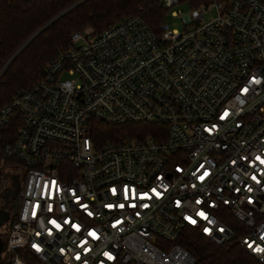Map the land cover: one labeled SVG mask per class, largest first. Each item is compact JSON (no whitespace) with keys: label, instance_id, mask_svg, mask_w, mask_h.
Segmentation results:
<instances>
[{"label":"built area","instance_id":"built-area-1","mask_svg":"<svg viewBox=\"0 0 264 264\" xmlns=\"http://www.w3.org/2000/svg\"><path fill=\"white\" fill-rule=\"evenodd\" d=\"M161 1L181 30H75L1 107L25 168L4 264H194L186 229L264 264V0ZM92 119L158 127L97 145Z\"/></svg>","mask_w":264,"mask_h":264},{"label":"trees","instance_id":"trees-1","mask_svg":"<svg viewBox=\"0 0 264 264\" xmlns=\"http://www.w3.org/2000/svg\"><path fill=\"white\" fill-rule=\"evenodd\" d=\"M166 14L161 0H0V109L43 76L46 64L69 47L73 31L89 28L98 32L133 15L159 32ZM20 123V114L13 112L0 129V141L11 143ZM155 127L158 126L108 124L92 119L88 134L101 145L125 135L155 136ZM2 168L17 170L22 163L0 154ZM3 185L0 179V193ZM179 242L194 256V264H259L236 241L215 244L194 229H186ZM27 262L39 264L31 257ZM0 264H4L1 257Z\"/></svg>","mask_w":264,"mask_h":264},{"label":"flooded vegetation","instance_id":"flooded-vegetation-1","mask_svg":"<svg viewBox=\"0 0 264 264\" xmlns=\"http://www.w3.org/2000/svg\"><path fill=\"white\" fill-rule=\"evenodd\" d=\"M0 179L3 181L4 185L2 188V191L0 193V210L6 211L7 212V221L4 222L1 226H0V237H2L3 239L5 238L7 232H8V226H9V222H10V218L12 216V214L15 211L16 205H17V201H18V197H19V191H20V187L22 184V177H12L11 174H9V171L5 168L0 169ZM11 181V183H17L16 188H14L12 190V192L10 193V196H6L5 193L6 192V187L8 185V181ZM8 194V193H7ZM6 196V197H5Z\"/></svg>","mask_w":264,"mask_h":264},{"label":"rangeland","instance_id":"rangeland-1","mask_svg":"<svg viewBox=\"0 0 264 264\" xmlns=\"http://www.w3.org/2000/svg\"><path fill=\"white\" fill-rule=\"evenodd\" d=\"M198 1L193 0V4H196ZM190 9V5L187 2H182L178 5H175L174 7L167 10L165 22L167 23L168 27L170 29H176L181 30L183 28V24L181 23L179 17L173 13V11H181L182 13H186ZM212 10V14H213ZM89 28H87L88 30ZM63 77H67V75H63ZM6 169V168H5ZM10 171L9 169H7Z\"/></svg>","mask_w":264,"mask_h":264},{"label":"water","instance_id":"water-1","mask_svg":"<svg viewBox=\"0 0 264 264\" xmlns=\"http://www.w3.org/2000/svg\"><path fill=\"white\" fill-rule=\"evenodd\" d=\"M6 169H9L10 171H9V174H11L12 175V177L14 176V179H15V177H22V179H23V176H24V173H25V168H19V169H17V170H13V169H11V168H6ZM22 185V184H21ZM16 186H17V183L15 184V183H11V181L9 180L8 181V185H7V187H6V192L8 193H5L6 194V196H10V193L12 192V190L14 189V188H16ZM5 196V197H6ZM7 219H8V217H7V212L6 211H3V210H0V226L4 223V222H6L7 221ZM4 247H5V239H3L2 237H0V257H1V252L3 251V249H4Z\"/></svg>","mask_w":264,"mask_h":264},{"label":"snow or ice","instance_id":"snow-or-ice-1","mask_svg":"<svg viewBox=\"0 0 264 264\" xmlns=\"http://www.w3.org/2000/svg\"><path fill=\"white\" fill-rule=\"evenodd\" d=\"M201 215H203V214L201 213ZM193 223H195V221H193Z\"/></svg>","mask_w":264,"mask_h":264}]
</instances>
